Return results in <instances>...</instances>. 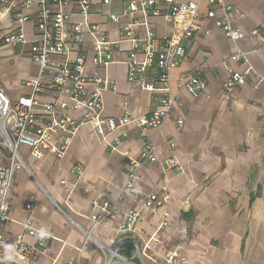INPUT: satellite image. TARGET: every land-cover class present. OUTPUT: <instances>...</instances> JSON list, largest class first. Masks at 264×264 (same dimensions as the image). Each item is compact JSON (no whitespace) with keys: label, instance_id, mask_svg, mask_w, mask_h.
<instances>
[{"label":"crops","instance_id":"0c3cea01","mask_svg":"<svg viewBox=\"0 0 264 264\" xmlns=\"http://www.w3.org/2000/svg\"><path fill=\"white\" fill-rule=\"evenodd\" d=\"M172 1L194 2L201 15L210 10L208 0ZM222 2L243 39L231 42L211 21H201L203 32L184 42L187 58L170 73V93L181 104L159 129L146 132V140L155 144L160 157H174L184 173L165 172L160 163L143 165L134 183L138 195L131 194L126 189L128 159L122 153L135 158L142 149L143 140L134 126L127 127L118 153L110 152L90 125L80 128L61 160L52 156L36 159L30 148L21 146L18 153L25 169L15 175L8 192V220L1 228L4 242L0 252L6 260L58 264L80 253L82 264H105L115 252L121 259L113 257L110 264H165V255L181 247L188 264H264V46L251 34L264 22V0ZM92 4L89 22L99 25L110 40L119 41L118 25L109 22L106 14H117L119 24H130L132 18L120 15L121 4L105 7L99 0ZM73 9L63 8L71 13L68 24L82 23L83 18ZM212 9L222 17L220 9ZM135 19L141 20V16ZM147 22L158 36L172 32L161 17H149ZM9 27L6 16L0 21V87L14 101L28 93L22 82L34 78L37 68L27 49L22 53L20 48L3 44ZM25 29L31 39L33 24H26ZM134 29L139 38L145 37L143 26ZM92 44L93 39L84 32L79 48L90 53ZM128 51L129 44L120 41L112 63L100 72L116 83L115 91L103 96V112L110 118L148 116L154 109L155 96L126 81ZM235 53L245 55L252 75L245 87L227 93L222 89L228 76L222 62ZM228 66L241 69L240 63ZM9 67L17 71L16 76L8 74ZM194 75L205 83L208 98H193L177 88L178 80ZM258 78L263 82L255 88ZM52 97V93H44L39 99L49 102ZM177 118L183 120L181 130L176 127ZM169 142L175 144L174 149L169 148ZM76 165L84 168L83 180L68 194L74 183L69 172ZM162 186L171 192V200L155 213L144 209L145 195L160 196ZM103 201L124 215L139 212L133 229L117 233L118 227L126 226V217L94 224L91 217L101 215ZM29 202L34 204L31 225L45 236L46 247L33 257L14 259L17 236L31 248L36 243L35 237L23 231ZM162 212L169 213V223L159 229Z\"/></svg>","mask_w":264,"mask_h":264},{"label":"built area","instance_id":"2783aa9c","mask_svg":"<svg viewBox=\"0 0 264 264\" xmlns=\"http://www.w3.org/2000/svg\"><path fill=\"white\" fill-rule=\"evenodd\" d=\"M101 6L111 7L121 4L120 15L132 18L130 24H119V16L113 12L106 14L109 22L118 25L119 41L110 40L108 34L97 24H91L89 17L93 14L92 0H0V21L9 17V31L3 37V44L12 48H20L22 53L27 49L31 63L37 68L34 78L24 80L23 87L28 91L25 96L12 101L0 87V246L4 242L1 232L3 224L8 220V192L12 187L15 175L25 169L24 162L18 153L21 146L30 148L32 156L43 159L52 156L63 159L68 152L80 128L90 125L93 133L110 152L118 153L119 145L127 137L126 129L134 126L143 140L139 155L128 159V182L126 189L138 195L135 186L136 172L143 165L160 163L165 172L183 174L182 166L174 157L162 159L157 147L146 140V132L159 129L170 117L174 108L181 104L176 95L170 93V73L179 67L187 58L184 42L203 32L200 22L208 20L213 23L231 42L243 39V32L231 24L227 8L222 0H208L210 10L204 15L194 2L174 3L172 0H99ZM73 6L74 13L83 18L82 23L68 24L71 13L63 8ZM217 7L223 12L221 18L212 9ZM140 15L141 20L135 19ZM149 17H161L170 25L169 35L158 36L149 26ZM33 24L32 38L26 34L25 26ZM135 26L145 28V37L139 38ZM84 32L93 39L91 52L79 48L82 45ZM206 33V32H205ZM264 46V22L252 33ZM120 41L129 44L125 64L127 66L126 81L134 88L155 96L154 109L148 116L110 118L104 115L103 96L114 92L116 83L100 74L112 63L113 51ZM77 47V49H75ZM240 63L241 69L235 71L228 64ZM227 67V79L222 84L225 92L245 87L252 69L247 64L244 54L235 53L222 62ZM263 82L258 78L254 83L257 88ZM177 88L184 90L193 98H208L206 86L198 76L181 78ZM44 93H52V100L44 102L39 99ZM123 109L126 104H122ZM72 113H79L78 118ZM177 130L183 127L182 118H177ZM169 148L175 144L169 142ZM74 183L73 188L83 180L84 168L76 165L69 172ZM172 198L167 187L160 188V196L149 193L144 197L143 208L155 213L157 208ZM101 215L91 217L94 224L106 218L126 217V226L117 228V233L132 230L140 217L139 212L122 214L115 206L103 201ZM27 220L23 223V231L36 238L34 247L23 243L21 236L15 238L16 250L14 259H26L40 253L46 247L45 236L31 225V213L34 204L25 205ZM168 212L160 214L159 229L168 225ZM154 246H157V242ZM149 242V243H150ZM80 252V250H79ZM138 254V250L136 251ZM113 257L121 259L115 252ZM165 264H188L182 248L168 252L163 258ZM0 264H15L14 260H6L0 252ZM58 264H82L80 253L74 258Z\"/></svg>","mask_w":264,"mask_h":264},{"label":"rangeland","instance_id":"374dc122","mask_svg":"<svg viewBox=\"0 0 264 264\" xmlns=\"http://www.w3.org/2000/svg\"><path fill=\"white\" fill-rule=\"evenodd\" d=\"M11 67V66H10ZM9 67V69L7 70L8 74L11 75V77H14L17 75V71H15L13 68L11 69Z\"/></svg>","mask_w":264,"mask_h":264}]
</instances>
